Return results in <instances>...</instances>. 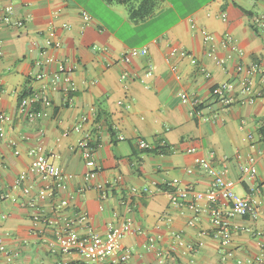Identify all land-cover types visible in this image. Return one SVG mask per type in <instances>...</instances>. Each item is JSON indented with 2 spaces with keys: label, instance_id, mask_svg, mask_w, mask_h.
Returning <instances> with one entry per match:
<instances>
[{
  "label": "crops",
  "instance_id": "1",
  "mask_svg": "<svg viewBox=\"0 0 264 264\" xmlns=\"http://www.w3.org/2000/svg\"><path fill=\"white\" fill-rule=\"evenodd\" d=\"M185 5L182 11L160 0L148 17L133 21L127 6L104 0L14 2L12 17L23 25H0V113L11 118L0 136V264H264V89L254 77L259 94L241 102L245 73L237 70L253 62L264 66V30L250 19L264 11V0ZM166 12L172 20L160 23ZM204 34L213 41L204 42ZM46 39L58 45L48 47ZM142 46L145 55L122 59ZM172 47L186 54L171 55ZM46 56L72 67L76 89L48 90L47 105L22 107L21 98L43 82L36 76L54 68ZM222 82L233 84L228 106L211 95ZM85 137L97 166L87 180L78 147ZM138 140L150 148L140 149ZM38 148L63 174L60 185L29 170L30 151ZM249 156L256 172L243 176L239 165ZM195 158L224 172L236 193L254 197L258 217L226 215L229 204L221 198L198 200L196 211L172 205L164 191L172 179L200 192L212 187L213 176ZM45 187L52 194L41 198ZM214 209L226 219L227 244L216 235ZM122 220L130 222V232L116 254L92 261L57 249L67 228L103 236ZM125 249L130 256L121 261Z\"/></svg>",
  "mask_w": 264,
  "mask_h": 264
},
{
  "label": "built area",
  "instance_id": "2",
  "mask_svg": "<svg viewBox=\"0 0 264 264\" xmlns=\"http://www.w3.org/2000/svg\"><path fill=\"white\" fill-rule=\"evenodd\" d=\"M18 0H8L7 4H0V25L14 24L16 26H22L23 22L21 20H15L12 17L14 11V2ZM84 19L88 20L90 16L88 14L83 15ZM252 25L255 28L264 30V11L250 16ZM204 42H212L213 36L210 34H204ZM48 47L52 45L57 46V42H53L51 39H46L45 41ZM147 53V47H133L129 48L121 54L122 59L128 60L133 56L145 55ZM211 53V52H210ZM2 50L0 48V55ZM170 54H180L185 55L186 52L183 49H178L172 47ZM221 62V60H218ZM45 63L54 65L53 70L50 72H42L36 76L37 79L43 80L41 85L37 90L32 91L28 96H24L20 100V105L23 107L29 104H43L47 105L49 103L48 90L61 89L65 92H73L76 89L75 83L71 77L72 67L66 62L56 59L53 56H46ZM237 70L239 72H244L245 74L241 77V92L246 95V97L241 100V102L251 103L257 97L259 92L255 93L252 89V82L254 77L258 76L264 89V66L258 62H253L247 67L238 66ZM233 84L229 82H222L215 86L211 95L215 102L221 103L223 105H230L234 102L232 97ZM182 99L184 101H189L191 105H198V100L195 98L189 99L185 94H182ZM31 117L33 114H29ZM11 120L10 116L7 114L0 113V136H3L2 125L4 123H9ZM137 146L140 149L146 150L150 148V145L143 141L138 140ZM78 147L80 153L88 170L85 173V179L93 178L97 173V166L94 160V151L92 143L88 138H83L78 141ZM190 149L189 151H192ZM30 154L33 155L29 163V170L34 173H38L42 176H48L53 178L55 186L60 185L64 176L60 169L53 165L49 159L38 150H31ZM195 162L198 163L207 173L213 176L212 187L205 191L200 192L192 187H178L177 180L172 179L166 184L169 201L172 205L178 206L185 204L190 209L197 210V201L205 198L209 202H215L217 199L221 198L226 200L229 204V211L226 215H240L248 216L250 218H257L260 214V208L256 199L249 194L241 195L233 190L234 182L233 180L224 176V172L215 171L211 167L210 163L206 160L195 158ZM239 170L242 175L254 174L256 172V159L253 156L247 158L246 163L239 165ZM188 172L191 170L188 169ZM20 180L15 181V185H18ZM101 185H98L100 187ZM53 188L45 187L38 191V196L44 198L52 194ZM135 190V188H133ZM161 190V188H157ZM28 188H24V192H27ZM144 191H149L148 188H144ZM66 201H61V204H65ZM86 216L83 215V218ZM212 222L217 226L216 235L221 237L222 244H227L230 240V230L227 226L226 219L224 215L217 209L212 211ZM130 232V222L128 220H122L118 223L109 225L106 233L100 236L94 232H88L85 236L80 235L74 229L67 228L62 234L58 236L57 239V249L61 253L76 252L83 256L84 258L92 261L102 260L108 254H116L119 252L121 247V239L123 236ZM255 235L261 236L262 231L258 230L254 232ZM177 243L182 244L181 240L178 239ZM264 247V244H260ZM0 250L5 251V247L0 245ZM130 253L128 249H125L120 254V260L125 261L129 258Z\"/></svg>",
  "mask_w": 264,
  "mask_h": 264
},
{
  "label": "trees",
  "instance_id": "3",
  "mask_svg": "<svg viewBox=\"0 0 264 264\" xmlns=\"http://www.w3.org/2000/svg\"><path fill=\"white\" fill-rule=\"evenodd\" d=\"M106 3L121 4L128 7L130 19L139 21L148 17L160 0H104ZM138 1L137 3H135Z\"/></svg>",
  "mask_w": 264,
  "mask_h": 264
},
{
  "label": "rangeland",
  "instance_id": "4",
  "mask_svg": "<svg viewBox=\"0 0 264 264\" xmlns=\"http://www.w3.org/2000/svg\"><path fill=\"white\" fill-rule=\"evenodd\" d=\"M172 3H174L175 7L182 10L187 9L188 6L185 5V3H189V7L191 8L194 3L200 0H170ZM172 20V16L170 12H166L165 14L162 15L160 19V23H170Z\"/></svg>",
  "mask_w": 264,
  "mask_h": 264
}]
</instances>
